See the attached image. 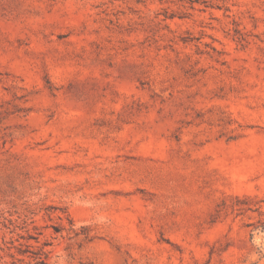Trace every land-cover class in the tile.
<instances>
[{
	"label": "rangeland",
	"instance_id": "1",
	"mask_svg": "<svg viewBox=\"0 0 264 264\" xmlns=\"http://www.w3.org/2000/svg\"><path fill=\"white\" fill-rule=\"evenodd\" d=\"M0 264H264V0H0Z\"/></svg>",
	"mask_w": 264,
	"mask_h": 264
}]
</instances>
